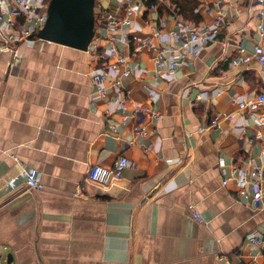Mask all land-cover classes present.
<instances>
[{
	"label": "crops",
	"instance_id": "crops-1",
	"mask_svg": "<svg viewBox=\"0 0 264 264\" xmlns=\"http://www.w3.org/2000/svg\"><path fill=\"white\" fill-rule=\"evenodd\" d=\"M150 1L95 0L96 51L91 43L82 49L35 38L23 42L12 66L11 53L0 52L4 260L11 253L12 264H264L251 242L264 235V203L223 183L234 168H264V104L241 110L233 102L264 91L255 57L233 63L240 43L250 54L264 46L257 28L264 4L199 0L197 23L222 17V32L194 55L177 35L182 20L194 21L177 14L171 0L157 8ZM129 6L140 13L113 29L103 23L107 12L123 20ZM114 46L136 66L122 78L121 91H130L123 108L117 89L107 84L103 98L92 78L115 60ZM163 48L169 59H181L173 75L156 66ZM122 154L137 167L109 188L83 186L92 165L111 167ZM20 161L39 170L43 188H28Z\"/></svg>",
	"mask_w": 264,
	"mask_h": 264
},
{
	"label": "built area",
	"instance_id": "built-area-1",
	"mask_svg": "<svg viewBox=\"0 0 264 264\" xmlns=\"http://www.w3.org/2000/svg\"><path fill=\"white\" fill-rule=\"evenodd\" d=\"M50 1L51 0H0V52L8 51L11 53L13 61L10 62V66L19 60L20 46L23 42L40 38L39 32L44 28L47 22ZM158 1L160 0L150 1L149 7L157 8ZM259 1L264 4V0ZM138 13H140L139 8L129 6L126 18L120 20L113 13L107 12L103 17V23L109 29H113L121 23H126L132 14ZM222 19V17H219L211 24L182 20L181 29L177 32V35L181 39L182 46L190 47L194 55L198 54L204 47L218 39L222 32ZM161 23H163V21ZM257 28L260 38H264V9L259 12ZM155 33L160 35V30L155 28ZM107 39L113 42V44L117 41L115 36L108 35ZM98 45L99 40L94 38L89 48L96 51L99 49ZM238 49L241 54L233 60L234 64L239 65L255 57L260 63L264 74V46L262 44H256L254 50L251 51L252 54L248 52L249 50L244 43H240ZM167 51L168 49L166 48L160 49L155 56V62L159 70L166 69L168 74L173 75L181 64V59L179 56H173L174 58L169 59L166 55ZM112 53L116 55L115 60H109L105 62L102 67H97L92 74V78L95 84V92L103 98L108 96L107 84L117 89L118 96L116 102L119 108H123L126 99L129 98L130 91H121V89H124L122 78L133 74L136 66L129 56L118 53L115 46L112 47ZM131 56H133V54ZM101 57L103 56L101 55ZM120 68L122 69L120 77H109L111 71ZM233 102L237 104L241 110H257L264 104V91L254 97H249L248 95H235L233 97ZM156 115L160 116L159 114ZM261 122L264 123V120L262 119ZM217 123V119L212 121V125ZM134 128L137 131L145 133V129L140 127L139 124H136ZM20 163H22L23 175L28 188L30 190H39L43 188L44 184L39 170L35 167L28 166L24 162L20 161ZM221 165L223 166V164ZM130 167L136 168L137 163L124 154L120 155L111 167L94 164L89 168L82 182L83 186L94 183L104 188H109L120 180L124 170ZM229 182H235L238 187V194L242 198H249L258 205L264 203V168L254 166L249 172L244 171L242 168H234L232 174L227 175L223 181L224 184H228ZM192 214L198 221H204V217L199 210H194ZM251 242L259 246L264 255V235H253L251 237ZM248 264L258 263L252 261Z\"/></svg>",
	"mask_w": 264,
	"mask_h": 264
},
{
	"label": "water",
	"instance_id": "water-1",
	"mask_svg": "<svg viewBox=\"0 0 264 264\" xmlns=\"http://www.w3.org/2000/svg\"><path fill=\"white\" fill-rule=\"evenodd\" d=\"M95 0H51L47 22L39 32L44 40L64 45L88 49L95 34ZM13 254L4 260L0 255V264L13 263Z\"/></svg>",
	"mask_w": 264,
	"mask_h": 264
},
{
	"label": "trees",
	"instance_id": "trees-1",
	"mask_svg": "<svg viewBox=\"0 0 264 264\" xmlns=\"http://www.w3.org/2000/svg\"><path fill=\"white\" fill-rule=\"evenodd\" d=\"M175 6L174 11L183 18L193 20L195 23L201 21L200 12L197 9L200 6L199 0H171Z\"/></svg>",
	"mask_w": 264,
	"mask_h": 264
},
{
	"label": "rangeland",
	"instance_id": "rangeland-1",
	"mask_svg": "<svg viewBox=\"0 0 264 264\" xmlns=\"http://www.w3.org/2000/svg\"><path fill=\"white\" fill-rule=\"evenodd\" d=\"M3 264H5V261H2Z\"/></svg>",
	"mask_w": 264,
	"mask_h": 264
}]
</instances>
